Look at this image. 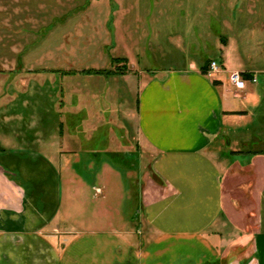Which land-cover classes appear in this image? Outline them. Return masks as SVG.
<instances>
[{"label":"crops","instance_id":"0c3cea01","mask_svg":"<svg viewBox=\"0 0 264 264\" xmlns=\"http://www.w3.org/2000/svg\"><path fill=\"white\" fill-rule=\"evenodd\" d=\"M250 4L247 15L258 16ZM247 24L217 37L218 75L202 73L211 61L198 56L146 75L121 57L128 71L121 76L139 85L135 149L145 241L71 221L75 197L88 188L68 167L82 151L73 136L46 127L48 138L31 145L0 138V264H264V68L247 69L232 56L236 32L240 48L249 46ZM232 72L242 74L244 89L229 82ZM106 168L105 179L115 172ZM105 187L92 186L95 196Z\"/></svg>","mask_w":264,"mask_h":264},{"label":"rangeland","instance_id":"374dc122","mask_svg":"<svg viewBox=\"0 0 264 264\" xmlns=\"http://www.w3.org/2000/svg\"><path fill=\"white\" fill-rule=\"evenodd\" d=\"M199 1L0 0V138L31 145L48 138L46 127L73 136L82 151L68 167L88 185L75 197V226L145 237L135 149L139 85L119 74L123 65L114 59L129 58L143 75L196 56L218 62L217 37L248 23L249 46L240 48L236 32L232 56L247 69L264 68V0H201L197 12ZM250 3L258 16L247 15ZM106 167L115 172L105 179ZM94 185L105 187L102 195Z\"/></svg>","mask_w":264,"mask_h":264},{"label":"built area","instance_id":"2783aa9c","mask_svg":"<svg viewBox=\"0 0 264 264\" xmlns=\"http://www.w3.org/2000/svg\"><path fill=\"white\" fill-rule=\"evenodd\" d=\"M221 72V67L216 61H211L208 65L207 75L213 76L218 75ZM229 82L236 89H244L246 81L243 78L242 74L239 72H232L228 76ZM251 82H256V79H252Z\"/></svg>","mask_w":264,"mask_h":264},{"label":"trees","instance_id":"16d2710c","mask_svg":"<svg viewBox=\"0 0 264 264\" xmlns=\"http://www.w3.org/2000/svg\"><path fill=\"white\" fill-rule=\"evenodd\" d=\"M113 63H121L123 66V70L122 72H120V75H124L127 72V66H126V59L123 58H119V59H114ZM210 63V62H209ZM209 63H206L203 67H202V73L206 74L207 70L206 68L208 67ZM90 73H95V74H99V72L97 71H91ZM108 74V73H107Z\"/></svg>","mask_w":264,"mask_h":264}]
</instances>
